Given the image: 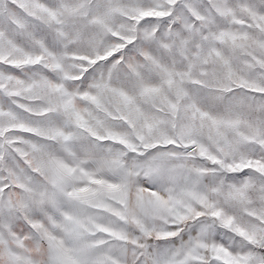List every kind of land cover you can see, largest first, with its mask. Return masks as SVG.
<instances>
[{
	"label": "snow or ice",
	"instance_id": "snow-or-ice-1",
	"mask_svg": "<svg viewBox=\"0 0 264 264\" xmlns=\"http://www.w3.org/2000/svg\"><path fill=\"white\" fill-rule=\"evenodd\" d=\"M0 264H264V0H0Z\"/></svg>",
	"mask_w": 264,
	"mask_h": 264
}]
</instances>
